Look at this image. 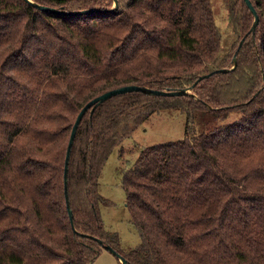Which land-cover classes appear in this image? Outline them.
<instances>
[{"label":"trees","instance_id":"obj_1","mask_svg":"<svg viewBox=\"0 0 264 264\" xmlns=\"http://www.w3.org/2000/svg\"><path fill=\"white\" fill-rule=\"evenodd\" d=\"M32 1L92 11L0 0V264H93L104 244L128 264H264V0H251V32L245 0ZM127 84L189 91H129L86 111L68 164L71 219L73 124L89 100ZM166 111L185 116V137L142 147L124 171L141 242L123 251L101 215L99 177Z\"/></svg>","mask_w":264,"mask_h":264},{"label":"rangeland","instance_id":"obj_2","mask_svg":"<svg viewBox=\"0 0 264 264\" xmlns=\"http://www.w3.org/2000/svg\"><path fill=\"white\" fill-rule=\"evenodd\" d=\"M218 24L227 30L225 8L219 5ZM224 47L230 43V36L224 35ZM185 137V116L175 111L159 112L148 118L130 137L116 147L109 155L99 177V190L109 203H101V215L110 231L120 237V249L129 251L141 242V235L131 221L130 211L126 205V191L122 184L123 173L135 162L142 147ZM93 264H122L119 256L107 248L101 250Z\"/></svg>","mask_w":264,"mask_h":264},{"label":"water","instance_id":"obj_3","mask_svg":"<svg viewBox=\"0 0 264 264\" xmlns=\"http://www.w3.org/2000/svg\"><path fill=\"white\" fill-rule=\"evenodd\" d=\"M29 2L33 3L35 6H37L39 9L44 10V11H50V12H54V13H87L92 11L91 9H86V10H80V11H71V12H67L64 11L62 9H58L55 7H51V6H47V5H42V4H36L34 3L32 0H28ZM247 5L249 6V8L251 9V11L254 14V21L253 24L249 30V32L254 31L255 28L257 27L260 17L259 14L255 8V6L252 4L251 0H245ZM118 5V1L115 0V7ZM243 40H241L239 47H241ZM234 66L235 67L237 65V53L234 56ZM226 69H221V71H225ZM209 76V74H205L202 75L198 78V80L195 82V84H197L201 79H203L204 77ZM129 91H143L146 93H151V94H157V95H180V94H184L187 93L189 91V89H182V90H161L158 88H150V87H146V86H141V85H137V84H127V85H123L121 87L118 88H112L109 89L105 92H103L102 94H99L97 96H95L94 98H92L91 100H89L84 106L83 108L80 110V112L77 115V118L73 124L72 130H71V134H70V139L68 142V146H67V151H66V158H65V173H64V177H65V188H66V199H67V203L69 202V197L67 194V176H68V164H69V158H70V153H71V149H72V145H73V141L74 138L76 136L77 133V128L82 120V118L84 117L86 111L91 108V111H93L95 109V107L100 103L103 102L104 100L111 98L114 95L120 94V93H125V92H129ZM68 210H69V214L71 219L73 218V213L72 210L70 208V205L68 203ZM96 240H98L100 243H103V241L100 238L96 237ZM104 244V243H103ZM104 247L109 249L111 252H113L114 254H116L117 256H119V258L122 261V264H128L126 258L121 255L114 247H112L111 245L108 244H104Z\"/></svg>","mask_w":264,"mask_h":264}]
</instances>
